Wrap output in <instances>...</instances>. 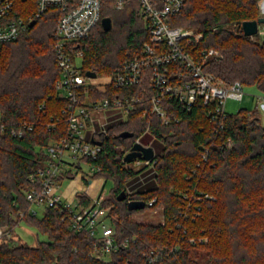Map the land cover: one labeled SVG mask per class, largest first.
I'll return each instance as SVG.
<instances>
[{
    "label": "trees",
    "instance_id": "16d2710c",
    "mask_svg": "<svg viewBox=\"0 0 264 264\" xmlns=\"http://www.w3.org/2000/svg\"><path fill=\"white\" fill-rule=\"evenodd\" d=\"M258 3L186 0L171 24L200 33L194 53L211 46L219 51L206 61V71L225 82L240 81L264 92V39L246 35L242 27L244 20L260 16ZM19 4L23 15L36 5L35 0H19ZM58 14L59 10L49 9L17 39L0 45V226L12 233L0 240V264H146L151 250L175 245L178 250L167 251L152 264H264V124L258 109H240L213 119L208 105L187 109L170 102L169 114L178 120L163 123L152 111L154 90L147 79L126 89L135 94L144 89L142 101L126 121L109 126L101 136L102 151L93 160L101 167L96 176L114 181L104 204L118 216V238L136 240L104 261L91 254L92 238L77 231L61 207L48 206L41 216L31 211L25 195L32 186L29 175L46 160L45 146L67 132L66 119L59 117L67 101L55 90L61 75L55 49ZM103 17L112 20L109 30L100 20L74 45L83 51L85 72L115 71L148 39L138 0H127L124 9H117L114 0H104ZM24 123L32 128H23ZM148 127L144 141L154 138L159 148L155 173L143 186L132 188L141 170L124 167L120 147L131 148ZM19 128L23 133L14 134ZM123 131L133 136L119 137ZM122 190L127 198L119 200ZM196 192L214 197L199 199ZM76 197L83 206L91 202L84 191ZM130 199L144 200L146 205L130 210ZM144 209H161L163 221L131 217ZM197 210L199 215L194 216ZM178 220L181 228L176 226ZM22 221L36 226L48 240L35 245L16 241L15 230Z\"/></svg>",
    "mask_w": 264,
    "mask_h": 264
},
{
    "label": "built area",
    "instance_id": "2783aa9c",
    "mask_svg": "<svg viewBox=\"0 0 264 264\" xmlns=\"http://www.w3.org/2000/svg\"><path fill=\"white\" fill-rule=\"evenodd\" d=\"M114 1L117 9H124L127 3V0ZM138 2L139 14L147 22L148 29V39L140 52L124 59L121 66L111 73L89 76L87 71L82 70L83 51L74 45L87 37L102 19L104 0H35V8L24 15L19 0H0V45L17 39L31 21H36L49 9L59 10L55 49L61 75L56 81L55 90L57 96L67 101L59 115L66 119L67 132L45 146L47 158L41 167L29 175L32 186L26 189L25 195L34 214L48 206L61 207L69 214L73 227L77 231L87 232L92 238L91 254L104 261L110 260L113 252L129 246L136 237L118 238L115 227L118 216L111 212V206L104 204L110 191L107 194L103 188L98 193L84 190L91 202L83 206L76 195L73 198L64 196L62 185L64 180H72L78 174L81 180L90 184L97 179L96 173L101 167L93 160L102 151L101 136L108 133L111 124L126 121L145 93L144 89L140 94L130 93L126 89L149 80L154 90L151 94L152 111L163 123L178 120V117L169 114L167 103L175 102L187 109L196 104L208 105L213 119H218L227 114L225 104L228 97L242 99L246 94L245 85L240 81L228 83L205 70L206 61L217 56L219 51L211 46L195 50L194 53L193 49H196V43L201 38L200 33L171 24V18L181 11L186 0ZM252 95L256 104L264 108V92ZM23 128L31 129L32 125L24 123ZM23 128L14 129L13 133L21 135ZM149 132L148 127L135 142L152 147L154 153L151 158L140 155L127 161L124 157L132 147H120L124 151V167L141 170L136 180L141 184L153 177L158 161L152 141L143 139ZM85 167L87 170H84ZM196 194L199 199L214 197L209 193ZM184 196L188 197V194ZM154 201L155 198H152L147 203L151 206ZM198 210L194 211V216L199 215ZM20 215L23 217L22 213ZM176 226L182 227L180 220ZM11 236L12 233L5 226H0V240ZM189 240L195 241L194 238ZM178 248L175 245L153 249L146 264L159 261L167 251L171 254Z\"/></svg>",
    "mask_w": 264,
    "mask_h": 264
},
{
    "label": "rangeland",
    "instance_id": "374dc122",
    "mask_svg": "<svg viewBox=\"0 0 264 264\" xmlns=\"http://www.w3.org/2000/svg\"><path fill=\"white\" fill-rule=\"evenodd\" d=\"M259 6V13L260 16L264 15V0H259L258 3ZM257 38H264V23H260L259 25V31L256 33ZM259 36V37H258ZM255 38V37H253ZM244 90L246 94L242 99H236L233 97H228L225 104V109L227 113H237L240 109H246L249 111H253L255 108L258 109V112L261 117V121L264 124V108L261 105H257L255 101V97L252 94H262L261 90H259L256 86H245ZM154 138L151 139L153 146L155 147V150L157 151L159 148L155 145V142H153ZM84 170H87V167L84 168ZM80 175L78 174L75 177V180H80ZM93 187L94 191L98 193L101 188H103L106 193L108 194L111 188L114 186V181L111 179L105 180L103 177H96ZM69 180H64L62 189L67 186L69 183ZM83 184H86V181L82 180ZM136 186L139 188L143 186L141 182H138L137 184L133 185L132 188H136ZM94 192V193H96ZM42 215V210H39L38 216ZM131 217L137 221L140 222H159L163 219V213L161 209H156L151 211L150 209H144L140 212H135L131 215ZM14 238L16 241H24L28 244L35 245L41 240H48V236L39 231V229L36 226L29 225L25 221H22L16 228Z\"/></svg>",
    "mask_w": 264,
    "mask_h": 264
},
{
    "label": "water",
    "instance_id": "95a60500",
    "mask_svg": "<svg viewBox=\"0 0 264 264\" xmlns=\"http://www.w3.org/2000/svg\"><path fill=\"white\" fill-rule=\"evenodd\" d=\"M35 22H36L35 20L31 21L29 23V26L30 27L33 26L35 24ZM260 23H264V15L259 16L256 19L244 20L242 22V27H243L244 33L246 35H249V36H252V35L258 33ZM101 24L105 30H109L112 27V20L110 17H103L101 19ZM87 74L89 76H95L96 72L88 70ZM131 136H133V132H130V131H123L119 134V137H123V138L131 137ZM97 142L100 143L99 141H97ZM153 153H154V149L152 147H150V146L146 147L139 142H135L131 148V151L129 153H127L124 158L127 161H130L134 157H137L140 155H143L145 158H151L153 156ZM126 198H127V191L122 190L118 194V199L123 200ZM127 205H128V208L130 210L143 209L145 207V201L141 200V199H130L127 201Z\"/></svg>",
    "mask_w": 264,
    "mask_h": 264
},
{
    "label": "crops",
    "instance_id": "0c3cea01",
    "mask_svg": "<svg viewBox=\"0 0 264 264\" xmlns=\"http://www.w3.org/2000/svg\"><path fill=\"white\" fill-rule=\"evenodd\" d=\"M84 181V180H83ZM94 182L90 183H86L83 184L82 180H75L72 179L69 181V183L67 184V186L65 188L62 189V193L64 194V196L68 197V198H73L75 197V195L77 194V192L80 191H86L89 190L91 191V193H94V187H93Z\"/></svg>",
    "mask_w": 264,
    "mask_h": 264
}]
</instances>
